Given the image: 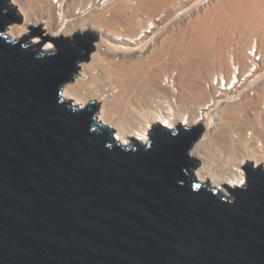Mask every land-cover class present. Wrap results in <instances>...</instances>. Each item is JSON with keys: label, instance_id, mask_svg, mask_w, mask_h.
<instances>
[{"label": "water", "instance_id": "95a60500", "mask_svg": "<svg viewBox=\"0 0 264 264\" xmlns=\"http://www.w3.org/2000/svg\"><path fill=\"white\" fill-rule=\"evenodd\" d=\"M21 21L0 0V264H264V167L224 195L193 174L202 126L120 144L61 96L98 34L12 40Z\"/></svg>", "mask_w": 264, "mask_h": 264}, {"label": "bare ground", "instance_id": "6f19581e", "mask_svg": "<svg viewBox=\"0 0 264 264\" xmlns=\"http://www.w3.org/2000/svg\"><path fill=\"white\" fill-rule=\"evenodd\" d=\"M7 1L22 20L7 28L12 40L37 28L98 34L61 96L80 109L96 103L120 144H146L155 125L202 126L193 174L224 195L246 185L244 167H264V0ZM189 3L200 11L186 25L160 27Z\"/></svg>", "mask_w": 264, "mask_h": 264}, {"label": "rangeland", "instance_id": "374dc122", "mask_svg": "<svg viewBox=\"0 0 264 264\" xmlns=\"http://www.w3.org/2000/svg\"><path fill=\"white\" fill-rule=\"evenodd\" d=\"M189 2V1H188ZM201 5H204V6H201V8H203V7H205V6H207L208 4H201ZM33 8V7H32ZM188 8V9H187ZM199 8V9H198ZM192 9V10H191ZM32 10V12L33 13H35L34 11V9H31ZM185 10H188L187 12H185ZM184 11V12H183ZM191 11V12H190ZM200 11V5H199V7L197 6V7H195V6H193L192 5V3H189L186 7H185V9L184 10H179L178 12H179V14H178V12L176 13V14H173L172 16H170V18H168L165 22H163L161 25H160V27H162V26H165L166 24L168 25V24H170L171 23V25L173 24V26H177L176 24L177 23H179L178 25H181V26H184V25H186V23L188 22V20H192V16L190 17V15H191V13H197V12H199ZM183 12V13H182ZM163 14H165L164 12L162 13V15ZM178 14V15H177ZM176 18V19H175ZM182 20V21H181ZM169 21H170V23H169ZM177 21H180V22H177ZM192 24V23H191ZM41 29H43V27H41ZM161 30V29H160ZM44 34L46 33L45 31L43 32ZM47 35V34H46ZM68 36H71V35H68ZM34 39H38V41L40 40V38L39 37H35V38H33V39H31V41H33ZM47 43H50V44H52L51 42H46L44 45H43V48H45V45L47 44ZM53 45V44H52ZM198 167H196L195 168V170L197 169ZM194 170V171H195Z\"/></svg>", "mask_w": 264, "mask_h": 264}, {"label": "snow or ice", "instance_id": "6c2138e0", "mask_svg": "<svg viewBox=\"0 0 264 264\" xmlns=\"http://www.w3.org/2000/svg\"><path fill=\"white\" fill-rule=\"evenodd\" d=\"M49 47H51V46L49 45Z\"/></svg>", "mask_w": 264, "mask_h": 264}]
</instances>
